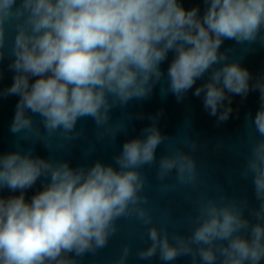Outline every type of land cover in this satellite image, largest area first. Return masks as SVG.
<instances>
[{
  "label": "clouds",
  "instance_id": "clouds-1",
  "mask_svg": "<svg viewBox=\"0 0 264 264\" xmlns=\"http://www.w3.org/2000/svg\"><path fill=\"white\" fill-rule=\"evenodd\" d=\"M201 2L203 10L183 0H0V81L5 60L13 73L0 100L18 97L9 124L16 150L0 152V264H83L108 247L121 220L144 228L146 246L134 252L140 261L264 264V75L254 78L230 60V50L221 51L225 40L264 45V0ZM170 52L162 93L180 102L207 76L192 95L217 124L230 118L233 96L258 91L260 98L254 117H246L253 132L239 171L258 203L199 194L186 231L157 222L146 191L145 168H155L163 194L199 184L196 139L184 134L157 158L169 140L158 127L161 113L124 141L112 163L73 167L19 143L65 150L86 135L77 128L84 119L94 122L98 142L115 141L134 116L113 121L112 111L152 95ZM38 181L40 190L26 198ZM132 255L126 242L111 264H128Z\"/></svg>",
  "mask_w": 264,
  "mask_h": 264
}]
</instances>
